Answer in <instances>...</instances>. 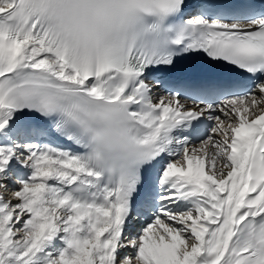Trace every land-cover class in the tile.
<instances>
[{"label": "snow or ice", "instance_id": "1", "mask_svg": "<svg viewBox=\"0 0 264 264\" xmlns=\"http://www.w3.org/2000/svg\"><path fill=\"white\" fill-rule=\"evenodd\" d=\"M0 264H264V0H0Z\"/></svg>", "mask_w": 264, "mask_h": 264}]
</instances>
